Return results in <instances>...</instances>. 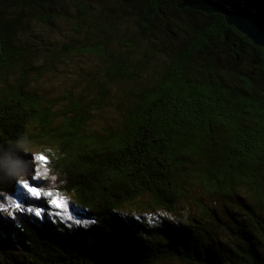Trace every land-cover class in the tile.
Wrapping results in <instances>:
<instances>
[{
  "label": "trees",
  "instance_id": "trees-1",
  "mask_svg": "<svg viewBox=\"0 0 264 264\" xmlns=\"http://www.w3.org/2000/svg\"><path fill=\"white\" fill-rule=\"evenodd\" d=\"M57 1L77 13L57 10ZM125 1L137 36L120 32L117 14L103 18L81 0H0V144L23 137L54 148L56 158L34 162L33 172L51 168L55 185L42 175L30 182L68 195L87 221L0 185L25 209H0V264H264V48L224 14L184 5L201 0ZM212 1L264 24V0ZM28 15L65 25L73 38L37 64L20 38ZM70 55L97 57L106 77L90 73L79 92L74 82L55 108L61 98L38 92L30 77L62 71ZM113 83L124 87L113 92ZM113 94H122L121 121L96 131L94 108ZM182 202L198 211L180 213ZM35 206L47 211L26 210ZM207 218L224 225L225 238Z\"/></svg>",
  "mask_w": 264,
  "mask_h": 264
},
{
  "label": "rangeland",
  "instance_id": "rangeland-1",
  "mask_svg": "<svg viewBox=\"0 0 264 264\" xmlns=\"http://www.w3.org/2000/svg\"><path fill=\"white\" fill-rule=\"evenodd\" d=\"M91 6V9L94 10L97 14L101 15L103 18H106L107 14H114L118 15L119 19L118 27L120 32L123 35L129 36H137V24L134 16L132 15V5L130 2L123 1V0H81ZM57 10L64 12L68 11L72 15L76 14V8L67 4L64 1H57L56 6ZM108 8V9H107ZM110 8V10H109ZM113 9V10H112ZM28 14V13H27ZM112 14V15H113ZM90 21V20H89ZM58 24L61 25V22ZM164 24L161 23L160 27ZM20 31V38L21 41L25 42V44L34 50L38 55L35 57V61L37 64L42 62L46 55L50 53V50H56L61 45L66 42H69L73 37L70 35L71 33L67 31L64 27L60 28H49L43 22H40L36 19L35 16H26L24 17L23 23L19 28ZM72 32V31H71ZM145 41V40H144ZM62 71H58L53 66H49L46 69H43V73L39 74V72H33L31 74L30 80L31 85L41 94L49 96L52 99L57 100L61 98L55 108H62L66 103V99L64 98V93L67 89H71L74 82L80 81L79 85L77 86V91L79 92L81 89L85 87V82L88 78L87 75L90 77V73L96 77V80H104L106 76L103 74L102 69V62L92 55H70L64 59V62L61 64ZM82 74V76H81ZM84 74V75H83ZM91 75V76H92ZM92 76V77H93ZM93 77V78H94ZM113 86V92H120L122 85H115ZM87 98L90 99L93 94H86ZM122 94H113L111 97L108 98L107 103L103 105V109L94 108V116L92 120V128L96 131H104V129L109 127L117 126L122 117V111L124 110L117 108V102L119 101V96ZM27 147L37 154H44L43 149H45L44 145H38L36 143L27 144ZM54 149V148H53ZM34 162H38L35 160ZM49 158V157H47ZM35 173L33 172L32 175ZM16 188L21 190L22 194L29 196L26 194L25 190L20 186L18 183L13 184ZM14 187V188H15ZM0 194L4 195L5 197L11 196L14 199L8 200L5 203L3 200H0V209L3 213H7L10 209L14 208V203L18 200L21 203L20 198L14 197L10 193L3 192L0 189ZM54 195L59 196L62 198L64 202H66L68 206V211H64L61 209H57L55 206L51 207V212L53 214H57L62 218H67L68 212L70 211L72 214L73 212L70 210L69 203L71 198L68 195L54 193ZM22 204V203H21ZM180 213H184L186 216H192L193 213L197 212L198 210H192L190 204H186L185 202L181 203L180 206ZM223 210H220L222 213ZM74 215V214H73ZM75 216V215H74ZM75 218H77L75 216ZM225 218V217H224ZM226 219V218H225ZM206 225L215 230L218 235H223L226 237V231L223 224H217L215 221H211L210 219H206ZM4 254L0 249V262L5 261L3 260ZM11 258L17 256V251H13L11 253ZM164 264H181V263H164Z\"/></svg>",
  "mask_w": 264,
  "mask_h": 264
},
{
  "label": "clouds",
  "instance_id": "clouds-1",
  "mask_svg": "<svg viewBox=\"0 0 264 264\" xmlns=\"http://www.w3.org/2000/svg\"><path fill=\"white\" fill-rule=\"evenodd\" d=\"M29 153L31 157L27 155ZM43 153L46 157L56 158V153L51 148L43 149ZM34 156L35 153L30 151L23 137L6 146L0 144V185L16 184L18 181L29 179L34 171ZM41 175L53 185L59 176L51 168L47 172L41 169Z\"/></svg>",
  "mask_w": 264,
  "mask_h": 264
},
{
  "label": "water",
  "instance_id": "water-1",
  "mask_svg": "<svg viewBox=\"0 0 264 264\" xmlns=\"http://www.w3.org/2000/svg\"><path fill=\"white\" fill-rule=\"evenodd\" d=\"M184 5L206 13L220 12L226 20L245 34L255 44L264 48V24L252 13L237 9L228 10L212 0L187 1Z\"/></svg>",
  "mask_w": 264,
  "mask_h": 264
},
{
  "label": "snow or ice",
  "instance_id": "snow-or-ice-1",
  "mask_svg": "<svg viewBox=\"0 0 264 264\" xmlns=\"http://www.w3.org/2000/svg\"><path fill=\"white\" fill-rule=\"evenodd\" d=\"M35 160L39 162L41 165H47L48 163V158L44 154H37L35 156ZM41 179V172L40 168L37 167L35 174L30 177V179H24L21 181H18L17 183L22 186V188L25 190L26 194L30 196V198L33 199H40V198H46L47 203H49L52 206H55L57 209H61L64 211H68V206L66 202L62 200L61 197L54 195V193L50 190L45 191L42 187L32 184L31 181H36ZM10 191H11V186H10ZM14 199L11 196L5 197L4 195L0 194V200H3L5 203L8 202V200ZM14 210H19V211H24L25 209L22 207V204L17 200L14 203ZM29 213H33L37 217H41L47 210L42 209L39 206L35 207H28L26 209ZM15 211L13 212V216L9 218H14ZM67 219L69 221H74L76 224H81V223H87V221H82L78 218H75V216L69 211L67 215Z\"/></svg>",
  "mask_w": 264,
  "mask_h": 264
}]
</instances>
